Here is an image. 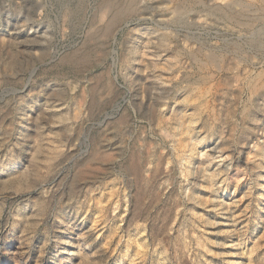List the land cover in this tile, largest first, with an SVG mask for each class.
<instances>
[{
    "label": "rangeland",
    "instance_id": "1",
    "mask_svg": "<svg viewBox=\"0 0 264 264\" xmlns=\"http://www.w3.org/2000/svg\"><path fill=\"white\" fill-rule=\"evenodd\" d=\"M77 1L0 0V264H264V0Z\"/></svg>",
    "mask_w": 264,
    "mask_h": 264
},
{
    "label": "bare ground",
    "instance_id": "2",
    "mask_svg": "<svg viewBox=\"0 0 264 264\" xmlns=\"http://www.w3.org/2000/svg\"><path fill=\"white\" fill-rule=\"evenodd\" d=\"M62 4L65 5H70L71 2H69V0H59ZM71 1V0H70ZM73 1V0H72ZM104 3L107 2L108 5L111 6L112 4V1L110 0H103ZM102 1V3H103ZM74 6V5H73ZM74 8V7H73ZM85 11V8H84V0H78L77 1V5H76V8L74 9V15H76L77 17H82L83 15V12ZM86 14V13H85ZM91 55V52L88 54V53H77V52H73L71 54H69L66 59L71 61V62H81L82 60H86L89 56ZM77 185V184H76Z\"/></svg>",
    "mask_w": 264,
    "mask_h": 264
}]
</instances>
